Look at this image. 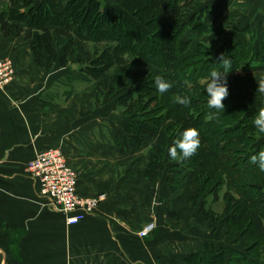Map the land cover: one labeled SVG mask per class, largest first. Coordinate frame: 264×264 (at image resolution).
Listing matches in <instances>:
<instances>
[{
	"label": "trees",
	"instance_id": "trees-1",
	"mask_svg": "<svg viewBox=\"0 0 264 264\" xmlns=\"http://www.w3.org/2000/svg\"><path fill=\"white\" fill-rule=\"evenodd\" d=\"M202 16L195 0H114L107 11L100 10L99 0H70L65 6L56 0L38 5L0 0V34L22 35L38 66L56 62L70 68L76 82H96L97 102L123 91L116 107L130 120L119 122L118 142L125 150L152 141L147 176H155L164 159L172 160L169 147L184 129L197 128L201 147L192 158L175 160L176 167L195 176L196 201L211 195L216 203L221 197L220 213H204L215 223L224 221L228 237L242 240L245 252L205 245L180 264H264V171L250 161L264 149V133L253 123L259 110H251L246 96L256 91L257 76L264 75V37L257 40L250 32L248 42L221 46L220 33H210ZM187 29L197 37L207 35L221 50L214 55L200 42L194 55L181 58L189 44L183 39ZM127 48L135 55L130 63ZM221 53L231 58L232 70L225 110L217 112L207 105L206 82L211 71L222 70L216 63ZM157 75L172 83L163 94L154 83ZM184 96L191 100L188 107L176 101ZM181 183L176 174L170 189Z\"/></svg>",
	"mask_w": 264,
	"mask_h": 264
},
{
	"label": "crops",
	"instance_id": "crops-1",
	"mask_svg": "<svg viewBox=\"0 0 264 264\" xmlns=\"http://www.w3.org/2000/svg\"><path fill=\"white\" fill-rule=\"evenodd\" d=\"M234 2L196 4L202 21L206 18L210 30L229 43L248 42L250 32L261 40L264 0ZM247 5L256 9L251 18L232 21L234 6ZM3 58L11 59L14 74L0 90V264H180L205 245L245 252L242 240L228 237L224 221L206 217L216 208L215 213L221 212L222 205L216 207L221 197L216 205L211 195L212 203L196 201L195 176L168 158L159 163L155 176H147V163L153 159L149 139L122 150L119 122L130 116L120 117L112 106L95 103L94 84L83 89L74 85L68 99H60L66 69L38 66L22 35L0 34ZM51 148H61L77 174L79 195H104L76 225L66 223L25 171L27 162ZM176 174L182 183L172 191ZM148 222L155 229L140 238L138 231Z\"/></svg>",
	"mask_w": 264,
	"mask_h": 264
},
{
	"label": "built area",
	"instance_id": "built-area-1",
	"mask_svg": "<svg viewBox=\"0 0 264 264\" xmlns=\"http://www.w3.org/2000/svg\"><path fill=\"white\" fill-rule=\"evenodd\" d=\"M14 74L9 58L0 60V90L9 84ZM26 173L37 183L39 194L47 198L60 211L68 225H76L93 213L104 195L85 197L78 194V178L68 165L61 148H51L39 152L25 165ZM155 229L148 222L139 232L140 238L150 235Z\"/></svg>",
	"mask_w": 264,
	"mask_h": 264
},
{
	"label": "clouds",
	"instance_id": "clouds-1",
	"mask_svg": "<svg viewBox=\"0 0 264 264\" xmlns=\"http://www.w3.org/2000/svg\"><path fill=\"white\" fill-rule=\"evenodd\" d=\"M216 63L221 65L222 70L211 71L210 77L206 82L207 105L210 109H215L217 112H224V101L229 96L227 76L232 70V60L227 54L221 53ZM256 82L258 85L256 93L264 94V75ZM154 83L161 94L172 88V83L159 75L155 76ZM176 101L185 107L191 104V100L187 96L177 97ZM208 118L213 119L214 115L210 114ZM253 123L259 132L264 133V108L259 109ZM200 147L201 139L199 130L195 127H189L184 129L180 133L179 138L169 147L168 154L174 161L177 159L184 161L195 156ZM250 161L257 165L260 171H264V149L260 150L256 155H252ZM156 203L157 201L154 197L153 204L155 205Z\"/></svg>",
	"mask_w": 264,
	"mask_h": 264
},
{
	"label": "rangeland",
	"instance_id": "rangeland-1",
	"mask_svg": "<svg viewBox=\"0 0 264 264\" xmlns=\"http://www.w3.org/2000/svg\"><path fill=\"white\" fill-rule=\"evenodd\" d=\"M43 0H34V2H35V4L36 5H38V4H40L41 2H42ZM57 2H59L62 6H65L70 0H64L65 2H62V0H56ZM100 1V10L101 11H104V10H106L107 11V9H109L110 7H113V5H114V0H110L109 2H108V0H99ZM197 0H195V2H196ZM235 2H234V4L235 5H237V3H239V0H234ZM199 5V4H198ZM237 10L235 11V13H233L232 14V17H231V19H232V21H235V22H238V23H241L242 21L241 20H245V19H247V18H251V16L256 12V9L255 8H253L252 9V6H249V5H247V6H244V7H236V6H234ZM252 9V10H251ZM202 18H203V16H202ZM201 22L202 23H204V25L205 26H207V28H208V31L210 32V33H216V31H211L210 30V28L212 27V26H210V24H208L207 22H208V20L206 21V18H205V21L203 22L202 20H201ZM210 26V27H209ZM98 38L99 39H101L102 40V37L100 38V36H98ZM223 38V39H222ZM183 39L184 40H188L189 41V44H188V46H187V48H186V50H185V52L182 54V56H181V58H183V57H185V56H187V55H194L196 52H197V47H198V43H200V42H205L206 44H208V45H210V47H212L211 49H212V51L214 52V55H216L221 49L220 48H222V47H215V46H213L212 45V43L211 42H208V36L207 35H205V36H200V37H195V34L190 30V29H187L185 32H184V34H183ZM220 39H221V41H222V43H223V45H221V46H224V45H226L227 44V42H228V40H230V39H228V38H224L223 37V35H221V33H220ZM229 43V42H228ZM124 54H126L125 55V58L127 59V61L130 63V61H132L133 60V58H135L134 56V52H132V50H130L129 48H127V50H126V53H124ZM213 55V56H214ZM10 59V58H9ZM253 64H255V63H253ZM13 65V64H12ZM46 66H49V67H54V68H56V69H62V68H59L58 67V64L55 62V63H53V64H51V65H46ZM66 69V77H64V81H65V86L63 87V93H65V92H68V91H70V89L71 90H74V85L75 86H79L81 89H83V86H85L86 84H94L93 86L91 85V92L92 91H94L95 93H96V82H91V83H86L85 81H82V80H78L77 82H76V80L75 79H73L72 77H74L72 74V71H71V69L70 68H65ZM14 70V69H13ZM261 76L262 75H259V76H257V81H259L260 80V78H261ZM13 78V77H12ZM12 80V79H11ZM11 82V81H10ZM9 82V83H10ZM94 86H95V88H94ZM73 89H72V88ZM78 87V88H79ZM257 87H258V85H257ZM94 89V90H93ZM257 90V89H256ZM90 92V91H89ZM123 91H121L120 93H122ZM94 93V94H95ZM120 93H118V94H120ZM117 94V95H118ZM117 95H115V96H111V97H108V96H104V97H102L98 102L95 100V98L93 99L94 101H95V103H98V104H100V107H102V106H104V104H106L107 106H106V108L108 109V106H112L113 107V111H114V113H117L118 115H120V117H123V116H129V115H123V113H122V110H118V108L116 107V99H117ZM246 96L248 97V98H250L251 100H252V103H253V105H252V107H251V110L252 111H254V110H259V109H261V108H264V94H260V93H256V91L255 92H252V93H247L246 94ZM61 98H65V99H68V98H66L65 97V94H63V96H61L60 97V99ZM113 105H115V107L113 106ZM261 140H263L264 139V136L263 137H261L260 138ZM161 171H163L162 170V168L160 169V172ZM198 188V187H197ZM183 190H185V188L183 189ZM199 191V190H198ZM204 198H206V200H208V203H212L211 202V197H210V195H208L207 197L206 196H204L203 195V197H201L200 199H198V201H200L201 203H203V199ZM214 203V202H213ZM223 203H222V200L221 199H219V201L217 202V205H216V203H214V205H216V207L218 206V207H220L221 205H222ZM208 207V206H207ZM213 207V206H212ZM211 208V207H210ZM214 208V207H213ZM217 210H218V208H216ZM217 210H214V212L215 211H217ZM219 212H220V209H219ZM217 213V212H216ZM211 226H213V225H211ZM213 229V228H212ZM141 230V229H140ZM139 230V231H140ZM138 231V232H139Z\"/></svg>",
	"mask_w": 264,
	"mask_h": 264
},
{
	"label": "water",
	"instance_id": "water-1",
	"mask_svg": "<svg viewBox=\"0 0 264 264\" xmlns=\"http://www.w3.org/2000/svg\"><path fill=\"white\" fill-rule=\"evenodd\" d=\"M74 69H76V66H74Z\"/></svg>",
	"mask_w": 264,
	"mask_h": 264
}]
</instances>
